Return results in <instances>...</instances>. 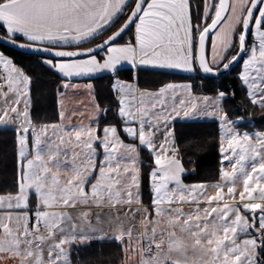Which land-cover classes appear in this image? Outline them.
<instances>
[{
	"label": "snow or ice",
	"instance_id": "snow-or-ice-1",
	"mask_svg": "<svg viewBox=\"0 0 264 264\" xmlns=\"http://www.w3.org/2000/svg\"><path fill=\"white\" fill-rule=\"evenodd\" d=\"M0 44V264H264V0H0Z\"/></svg>",
	"mask_w": 264,
	"mask_h": 264
},
{
	"label": "trees",
	"instance_id": "trees-1",
	"mask_svg": "<svg viewBox=\"0 0 264 264\" xmlns=\"http://www.w3.org/2000/svg\"><path fill=\"white\" fill-rule=\"evenodd\" d=\"M125 39H127V36H125ZM98 42L99 41H97V43ZM0 49L8 51L12 54H15L18 62H21L23 64H29L30 63V60L26 54L22 55L20 52L14 51V50L9 49L7 47H4L2 45H0ZM236 67L239 68V65H237ZM54 79L55 78L52 76H46L43 78V80L41 82L40 91H41V93H43V95L39 97V101L36 104V109L33 112L34 119L37 123L50 122L56 118L55 117L54 102L52 99L53 90L55 88V84L52 83V81ZM170 79H174V80L179 81L180 79H182V77L179 74H177L173 77H170ZM108 80H109V77L104 76L102 83H104L106 87L108 84ZM234 85H235V80H234V75H232V74L225 77L223 80H218L215 82L216 87H221L224 89H228ZM236 87H237V94H236V100L233 102L234 106L237 102H239L241 100V96H242V93L239 90V86L236 85ZM256 111H257L256 119H257V121H259V109H257ZM236 114L237 115H243L244 113L237 110ZM111 115H112L111 113L108 114L109 117H111ZM262 126H264V121H259L256 124L257 129H260ZM206 131L215 134L216 133V125L209 123L206 126ZM217 160H218V156H217L216 150L214 147L210 146L208 153L205 155V157L203 159V162H202L203 166L201 168L199 176L210 178L207 170L215 169L217 166ZM192 179H194V178H189V181H187V182H191ZM3 180H4L3 173L0 172V194H3L4 192L11 190L3 182ZM145 197H147V192H145ZM101 247H103L104 257L107 258L111 252V248L108 245H104V246L97 245L96 248H94V249L82 250V258L86 259L89 256H94L96 254L97 249H99Z\"/></svg>",
	"mask_w": 264,
	"mask_h": 264
},
{
	"label": "crops",
	"instance_id": "crops-1",
	"mask_svg": "<svg viewBox=\"0 0 264 264\" xmlns=\"http://www.w3.org/2000/svg\"><path fill=\"white\" fill-rule=\"evenodd\" d=\"M252 38H249V40H251ZM73 82H78V83H85L86 81H84V80H79V81H73ZM5 91H6V89H5ZM0 102H2V101H0ZM73 119H75V118H73ZM126 142H133V141H131V140H127L126 139Z\"/></svg>",
	"mask_w": 264,
	"mask_h": 264
},
{
	"label": "water",
	"instance_id": "water-1",
	"mask_svg": "<svg viewBox=\"0 0 264 264\" xmlns=\"http://www.w3.org/2000/svg\"><path fill=\"white\" fill-rule=\"evenodd\" d=\"M0 45L11 49V47L9 45H5V44H0ZM12 50L17 51V52H20V53H22V51H23V50H17V49H12Z\"/></svg>",
	"mask_w": 264,
	"mask_h": 264
},
{
	"label": "rangeland",
	"instance_id": "rangeland-1",
	"mask_svg": "<svg viewBox=\"0 0 264 264\" xmlns=\"http://www.w3.org/2000/svg\"><path fill=\"white\" fill-rule=\"evenodd\" d=\"M250 38H251V36H250Z\"/></svg>",
	"mask_w": 264,
	"mask_h": 264
}]
</instances>
